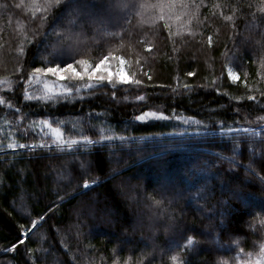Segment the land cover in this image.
<instances>
[{
    "label": "trees",
    "instance_id": "16d2710c",
    "mask_svg": "<svg viewBox=\"0 0 264 264\" xmlns=\"http://www.w3.org/2000/svg\"><path fill=\"white\" fill-rule=\"evenodd\" d=\"M28 3L0 0V79L12 84L9 92L0 93L6 101L0 105V152L6 151L0 155V264H123L129 259L135 264L141 250L154 246L162 264L161 250L174 247V234L165 226L174 222L194 229L200 242L188 257L191 264H217L235 256L228 249L230 237H239L240 247L252 251L260 234L253 235L248 222L264 216V130L214 135L264 126V72L258 59L264 27H250L256 8L249 10L248 0H204L197 10L199 22L183 28L172 22L173 35L163 22L154 31L144 23L126 38L125 48L113 45L125 57L126 77L135 72L141 85L118 84L115 97L111 86L92 94L81 88L53 103L23 96L20 77L26 79L32 67L45 63L39 59L42 45L26 42L37 39L32 32L40 23V13L33 16ZM85 3L99 8L102 0ZM231 5L237 6L234 19L225 21L220 13L233 15ZM208 35L213 36L211 47ZM144 41L152 46L150 52ZM227 67L240 79L229 80ZM43 87L33 83L28 91L40 94ZM249 95L257 99L248 101ZM16 108L27 119L16 122L21 114ZM143 111L162 112L168 119L137 122L134 117ZM176 116L202 123L184 124ZM44 118L64 121L53 127L61 128L63 140L77 143L57 149L50 130L28 127ZM83 135L95 145L81 140ZM101 135L113 139L100 140ZM42 136L48 148H7L8 143L38 144ZM221 219L224 223L213 230Z\"/></svg>",
    "mask_w": 264,
    "mask_h": 264
},
{
    "label": "snow or ice",
    "instance_id": "6c2138e0",
    "mask_svg": "<svg viewBox=\"0 0 264 264\" xmlns=\"http://www.w3.org/2000/svg\"><path fill=\"white\" fill-rule=\"evenodd\" d=\"M204 0H102L99 8L95 6H89L85 3V0H40L36 3V0H29V3L25 7L32 9L33 16L36 13H40L36 19L39 20V27L36 28L32 35L37 37L35 41L27 39V43H35L42 45L39 51L42 53L39 59L45 63L41 66L32 67L31 71L27 73L25 79L22 75L20 77L25 85L23 96L26 101H51L56 103L58 100H68L72 94L79 93L81 88L88 89L89 94L100 89L108 88L111 86V95L116 96V92L119 90L118 84H127L129 86H139L143 83L142 80L136 78V73L132 72V78L129 79L123 74V68L126 65L125 57L123 55L116 54V48L114 44L118 45L119 49L125 48L126 38L130 36L134 28L142 26L144 23H148L152 30L161 27L159 22H163L162 27L172 33V22H176L181 28L186 27L193 20L198 21V9L203 7ZM21 5L17 4L16 7ZM221 4H214L213 8H220ZM236 5H231L233 9V15H224L225 21H232L235 16ZM242 7V6H241ZM248 9L256 8L255 12H251L252 24L250 27H254L259 24L264 27V0H248ZM139 17L140 19L133 24V20ZM186 18V20H185ZM199 22V21H198ZM50 30V31H49ZM91 33V35H89ZM177 35L179 33H176ZM140 43V41H137ZM260 44L261 52L258 56L260 61V71L264 72V42H258ZM207 44L209 47L213 44V36H207ZM128 48H132L131 42L127 44ZM144 48L146 52H150L152 46L144 41ZM20 52L24 49L20 48ZM93 51L96 53L92 56ZM91 57L85 58V57ZM79 57V58H78ZM115 62V65L113 64ZM234 63V61H233ZM130 66V65H129ZM136 66L142 68L139 59H137ZM237 68L242 67L236 65ZM114 69V71H113ZM147 75V73H145ZM188 76H192V72L187 73ZM48 76L56 78V81H85L82 84H73L68 86L67 84H56L55 82L50 85L46 79ZM227 77L232 82H236L240 79L239 72L234 71L233 67H227ZM149 80L151 77L149 76ZM33 83H43L44 87L40 94L28 91V86ZM247 86V84H246ZM186 89L188 85L184 86ZM264 96V92L260 93ZM126 98V97H125ZM137 100H144V96H136ZM242 99V97H237ZM257 99L254 95L247 96L248 101H255ZM6 101L0 97V105L5 104ZM7 107L11 109L12 103H7ZM16 113H21L16 116V122L27 119V114L22 113L20 108H16ZM149 117L157 119H168V117L162 112L156 111H143L139 115H136L134 119L137 122H146ZM177 120H182L184 124H201L199 120H194L192 117H175ZM260 120L264 121V117H260ZM54 123L64 124V121H49L44 118L37 121H32L28 127L33 129L39 127L41 129L47 128L52 133V144L59 147L64 143H68L69 147L72 144H76V140L65 141L62 138V130L59 126L53 127ZM220 132L224 133L226 129L221 126ZM245 131H248L247 129ZM27 135V132H24ZM207 134V132L205 133ZM47 135V133H45ZM81 140L92 144L93 141L89 140L87 135L80 137ZM112 137L100 136V140H112ZM123 139V138H121ZM97 143L99 141H96ZM48 148L49 143L41 137L38 144H24V143H8L9 149H24V148ZM83 167V165H81ZM95 183V181H93ZM84 187H89L88 181H84ZM200 199H204L201 195ZM157 204L160 201H156ZM43 219V218H41ZM257 222L259 227L257 228ZM33 226L37 225V221L33 220ZM224 221L221 219L219 224L213 225L212 228L220 227ZM23 227V226H22ZM207 227V226H206ZM248 227L254 228L256 232H259L260 239L253 244L252 251H246L245 248L240 247L241 239L231 238L228 245L229 251H236L235 256H229L227 259H220L217 264H264V216L257 215L248 222ZM166 231L171 230L173 232L174 247L169 244L167 247L161 250L159 260L162 264H191L189 256L195 254L199 247V241L196 239L194 229L190 228L186 224H180L174 222L171 225L165 226ZM200 235H210V233L200 232ZM183 240L181 244L179 241ZM22 244L23 241H20ZM258 243V250L256 244ZM235 246V247H233ZM16 245L12 248L15 249ZM153 247L152 251L141 250L139 257L135 264H144V258H147V264H157V253ZM223 247V246H222ZM31 252V249L27 250ZM112 264H120L119 260H113ZM123 264H132L129 260H125ZM202 264H212L211 260L202 261Z\"/></svg>",
    "mask_w": 264,
    "mask_h": 264
},
{
    "label": "rangeland",
    "instance_id": "374dc122",
    "mask_svg": "<svg viewBox=\"0 0 264 264\" xmlns=\"http://www.w3.org/2000/svg\"><path fill=\"white\" fill-rule=\"evenodd\" d=\"M113 64L115 65V62H113ZM114 71V69H113ZM123 74L125 75V70L123 68ZM126 76V75H125ZM47 79L49 81V84L52 85L54 82L58 85L60 84V81H56L55 77L52 76H48ZM65 81V80H64ZM85 81H79V84L84 83ZM12 84L8 79H0V93L1 92H9L11 90ZM264 130V126L263 127H259V128H254L252 130H248V131H243V132H235V133H231V134H219V135H214V136H238V135H244V134H248V133H258L259 131ZM142 141V140H141ZM143 141H149V140H143ZM89 145H95V144H89ZM55 148L58 149L57 146H54Z\"/></svg>",
    "mask_w": 264,
    "mask_h": 264
},
{
    "label": "water",
    "instance_id": "95a60500",
    "mask_svg": "<svg viewBox=\"0 0 264 264\" xmlns=\"http://www.w3.org/2000/svg\"><path fill=\"white\" fill-rule=\"evenodd\" d=\"M4 153H6V151H1V152H0V155H2V154H4Z\"/></svg>",
    "mask_w": 264,
    "mask_h": 264
}]
</instances>
